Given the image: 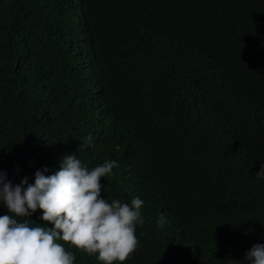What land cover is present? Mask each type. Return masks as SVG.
I'll return each mask as SVG.
<instances>
[{"label":"trees","instance_id":"16d2710c","mask_svg":"<svg viewBox=\"0 0 264 264\" xmlns=\"http://www.w3.org/2000/svg\"><path fill=\"white\" fill-rule=\"evenodd\" d=\"M67 155L116 160L101 197L144 201L123 264H250L264 244V0H0V172L34 184ZM42 215L17 219L52 228Z\"/></svg>","mask_w":264,"mask_h":264},{"label":"clouds","instance_id":"9594fccd","mask_svg":"<svg viewBox=\"0 0 264 264\" xmlns=\"http://www.w3.org/2000/svg\"><path fill=\"white\" fill-rule=\"evenodd\" d=\"M92 139L90 134L85 144ZM117 167L116 160H105L90 170L76 155H67L55 174L37 171L34 184L25 177L15 186L0 172V200L10 213L0 216V264H73L74 254L58 240L98 254L101 264H123L139 246L136 227L144 223V201L136 197L129 204L101 197V178L111 176ZM261 177L264 168L257 172V179ZM37 209L52 228L17 219L30 217ZM164 221L161 215L157 223L163 227ZM245 259L264 264V244L253 245Z\"/></svg>","mask_w":264,"mask_h":264},{"label":"bare ground","instance_id":"6f19581e","mask_svg":"<svg viewBox=\"0 0 264 264\" xmlns=\"http://www.w3.org/2000/svg\"><path fill=\"white\" fill-rule=\"evenodd\" d=\"M98 30V29H97ZM84 34V33H83ZM102 40V39H101ZM103 44V43H102ZM107 44V43H106ZM115 44V43H114ZM108 45V44H107ZM14 48V47H13ZM110 50V49H109ZM104 54V53H103ZM122 75V74H121ZM121 75H120V77H121ZM101 79V78H100ZM105 79V78H104ZM108 79V78H107ZM106 82H108V81H106ZM112 82V81H111ZM124 82V81H123ZM111 85V84H110ZM111 86H113V85H111ZM112 88V87H111ZM120 88V87H119ZM118 89V88H117ZM125 105V104H124ZM110 106V105H109ZM182 138V137H181ZM189 142V141H188ZM185 145V144H184ZM195 153V152H194Z\"/></svg>","mask_w":264,"mask_h":264}]
</instances>
